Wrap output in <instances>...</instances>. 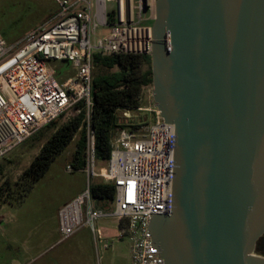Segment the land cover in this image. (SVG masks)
Returning a JSON list of instances; mask_svg holds the SVG:
<instances>
[{
  "label": "water",
  "instance_id": "1",
  "mask_svg": "<svg viewBox=\"0 0 264 264\" xmlns=\"http://www.w3.org/2000/svg\"><path fill=\"white\" fill-rule=\"evenodd\" d=\"M151 29L175 131L171 210L149 225L163 264H264V0H155Z\"/></svg>",
  "mask_w": 264,
  "mask_h": 264
},
{
  "label": "built area",
  "instance_id": "2",
  "mask_svg": "<svg viewBox=\"0 0 264 264\" xmlns=\"http://www.w3.org/2000/svg\"><path fill=\"white\" fill-rule=\"evenodd\" d=\"M55 1L57 13L17 44L7 46L0 36V159L58 117L83 112L87 187L59 211L61 240L88 227L94 242L101 243L103 231L95 222L112 217L119 225L118 239L129 244L133 264H163L149 225L154 216L171 210L174 126L162 120L155 106H142L143 87L138 108L116 111L119 128L110 134V156L97 170L90 129L93 56L150 58L155 0ZM109 2L116 4L111 12L106 8ZM99 28L108 29L106 37L95 38ZM50 61L66 62L75 75L58 84ZM134 113L152 114L153 124L131 122ZM66 169L73 171L69 165ZM95 183L114 187L111 213L91 198Z\"/></svg>",
  "mask_w": 264,
  "mask_h": 264
},
{
  "label": "rangeland",
  "instance_id": "3",
  "mask_svg": "<svg viewBox=\"0 0 264 264\" xmlns=\"http://www.w3.org/2000/svg\"><path fill=\"white\" fill-rule=\"evenodd\" d=\"M106 8L111 12L115 10L116 4L109 2ZM57 11L55 0H0V36L7 46L15 45ZM107 34V28H99L95 38L101 39ZM49 64L58 84L75 75V70L64 61H50ZM146 68L144 65L142 69ZM114 71L117 68L109 71L94 67L92 76ZM142 99L143 107L154 106L151 86L144 88ZM133 116V123L154 122L150 113H134ZM71 118L70 115L63 116L57 120L56 126ZM53 132L54 128L45 129L39 141H26L0 159V166L3 167L0 185L3 182H15ZM77 140L78 137H75L70 146L56 158L44 177L19 205L5 203L0 206V264H133L129 244L118 239L119 225L112 217L95 222V227L103 231L101 243L94 242L88 227L79 228L73 236L61 241L59 211L72 203L87 187V176L83 171L68 172L66 169L70 165ZM94 164L96 170L105 165L104 161L97 160H94ZM102 208L111 213L114 206L106 203Z\"/></svg>",
  "mask_w": 264,
  "mask_h": 264
},
{
  "label": "trees",
  "instance_id": "4",
  "mask_svg": "<svg viewBox=\"0 0 264 264\" xmlns=\"http://www.w3.org/2000/svg\"><path fill=\"white\" fill-rule=\"evenodd\" d=\"M150 58L146 56H93L95 68L117 71L108 74H96L92 79V101L90 111V129L94 135V159L107 161L110 156L109 139L113 130L119 128L116 124L115 113L118 109H136L140 106L138 97L143 87L151 86ZM146 69L143 70V66ZM58 117L26 141L37 142L45 129L54 128L39 149L38 154L31 160L15 182H3L0 185V206L8 203L19 205L41 180L54 163L73 142L78 140L71 155L70 165L73 171H83L85 167L86 135L84 113L72 117L60 126H56ZM22 143V144H23ZM3 176V167L0 166V178ZM115 189L111 185L93 184L90 186L91 198L98 206L112 203ZM264 256V253H257Z\"/></svg>",
  "mask_w": 264,
  "mask_h": 264
},
{
  "label": "flooded vegetation",
  "instance_id": "5",
  "mask_svg": "<svg viewBox=\"0 0 264 264\" xmlns=\"http://www.w3.org/2000/svg\"><path fill=\"white\" fill-rule=\"evenodd\" d=\"M263 245V244H262ZM264 246V245H263Z\"/></svg>",
  "mask_w": 264,
  "mask_h": 264
},
{
  "label": "crops",
  "instance_id": "6",
  "mask_svg": "<svg viewBox=\"0 0 264 264\" xmlns=\"http://www.w3.org/2000/svg\"><path fill=\"white\" fill-rule=\"evenodd\" d=\"M62 241V240H61Z\"/></svg>",
  "mask_w": 264,
  "mask_h": 264
}]
</instances>
